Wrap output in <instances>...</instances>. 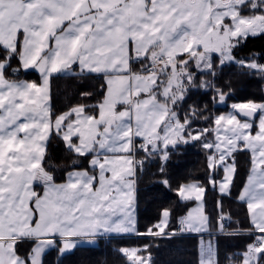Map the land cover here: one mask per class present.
<instances>
[{
    "label": "snow or ice",
    "instance_id": "6c2138e0",
    "mask_svg": "<svg viewBox=\"0 0 264 264\" xmlns=\"http://www.w3.org/2000/svg\"><path fill=\"white\" fill-rule=\"evenodd\" d=\"M7 2L0 0V180H7L0 184V228L16 217L26 231L10 223L12 235L0 239L13 240L15 264H37L30 257L37 240L57 249L56 264L101 241L123 264H221V241L239 238L244 248L225 257L228 264H264V96L232 103L220 115L189 103L199 90L225 103L234 77L264 81V56L236 55L249 38L264 36V0H131L139 5L132 18L124 17L129 0H19L13 10ZM29 70L39 73V83L18 79ZM53 77L72 81L62 108ZM199 123L206 126L194 127ZM53 139L73 156L60 182L44 167ZM197 144L203 180L182 178L173 186V154ZM29 145L41 151L40 178L5 168L28 171L23 153L29 163L37 159ZM241 153L250 166L234 193ZM149 163L157 167L156 183L175 199L141 231L139 184ZM42 222L50 231L34 235ZM129 235L143 242L123 244ZM197 237L195 262L163 258L165 251L181 254L185 241ZM25 242L32 245L29 258L19 253Z\"/></svg>",
    "mask_w": 264,
    "mask_h": 264
},
{
    "label": "trees",
    "instance_id": "16d2710c",
    "mask_svg": "<svg viewBox=\"0 0 264 264\" xmlns=\"http://www.w3.org/2000/svg\"><path fill=\"white\" fill-rule=\"evenodd\" d=\"M250 53H256L258 55L264 56V36H259L255 38H249L245 43H243L240 49L237 50V57H244ZM264 63V60L260 61ZM18 79H26L30 82L40 81L39 73L29 70L27 73L21 72ZM227 79V77H225ZM223 83L222 81L220 82ZM52 92L56 100V107L62 108L66 103L69 102L70 89L72 86V81L66 77H53L52 81ZM232 91L231 98L227 99L225 103L218 102V96L216 97V102L213 103L212 91L207 93L204 90H199L196 92L189 103L196 101L201 108L207 105L208 112L206 114L220 115L231 111V104L236 102H246L248 100H255L260 102V98L264 96V81H260L258 77H240L233 78L232 80ZM96 88H99V84H95ZM228 91V89H225ZM183 115V113H181ZM256 119V118H255ZM205 127L203 123L194 125V127ZM57 141L53 139L49 147V154L44 162V167L52 172L56 177L58 182L66 175L67 165L69 161L73 159L70 153L64 151L63 145L60 144L58 147ZM90 158V157H89ZM83 160L80 168L88 167V160ZM239 171L236 177V185L233 188V192L237 193L240 188H242L243 183L248 174L249 168V157L246 153L238 154L237 156ZM204 154L199 147V145H191L185 148L181 146L177 153L173 154L171 161L169 162V172L172 179L175 182H184L182 178H186L188 182L199 178L203 180L205 171L203 167ZM55 165L56 167H53ZM157 172V167L153 163L145 165V173L143 175L142 181L139 184V206H138V228L143 231L150 223H152L158 211L162 206H167L175 199L174 192H170L168 189L163 187V185H158L156 181L160 179L159 176H154L153 173ZM38 191L42 189L38 188ZM167 195L168 199L165 198ZM214 198L210 193L208 196V211L211 213L213 210ZM229 201L225 200L226 210L229 206ZM231 209L233 213L239 215L240 219L243 216L240 215V208L235 202L231 203ZM143 241L141 238L135 235L127 236L122 242L125 245H136L141 244ZM246 240L245 238L222 240L220 243L219 259L221 264H228L225 259L227 256L238 255L244 248ZM250 242V241H248ZM163 247V245H161ZM32 245L25 242L23 246L19 249L21 256L28 257V253ZM112 245L101 241L98 247L89 248L82 246L78 248L73 255L65 257L63 264H104L107 260L109 264H123V261L119 257H114L111 254ZM184 251L181 254H176L172 256L168 252L162 253L164 259L174 258L177 260L191 261L195 262L198 260L199 252V237L192 240L185 241L183 245ZM31 253V252H30ZM155 256V250L153 252ZM58 259L57 249L49 248L42 256L43 264H56Z\"/></svg>",
    "mask_w": 264,
    "mask_h": 264
},
{
    "label": "crops",
    "instance_id": "0c3cea01",
    "mask_svg": "<svg viewBox=\"0 0 264 264\" xmlns=\"http://www.w3.org/2000/svg\"><path fill=\"white\" fill-rule=\"evenodd\" d=\"M18 5H19V0H8V2H7V8L9 10L15 9L16 7H18ZM112 6L113 5L111 4V2L108 5H106V7H108V8H111ZM131 11H132V5H131V2L129 1L128 11L126 13H124V17L125 18H131V16H132ZM22 80H26V79H22ZM26 81H28V80H26ZM112 98H113V96H112V94H110L109 95V101H111ZM9 147H10V143H9ZM28 148H29V151L32 153V155L34 157H37V159H34V160H32L31 163H29L27 160L29 153L28 152L23 153V155L25 157V160L23 162L24 163V169H27L28 171L24 172V170L21 168H8L7 163H5V168L7 171L11 172L13 175H19L23 172L26 179H31L32 174H35L37 178H40V176L42 174L40 173L39 168H38V164H39L38 157L41 155V151L38 150L34 145H29ZM90 159H91V157L89 158V160ZM0 184L7 185V180H0ZM98 190L102 192L103 186H98ZM42 191H43V189H42ZM20 198L22 199L23 203L19 207H20L21 214H23L26 211L27 194L22 193ZM16 219H17L16 217H12L9 220L4 222V227L0 228V237L7 238V237L12 235V231L7 226L10 223L13 225V228L16 230L17 233H22V232L26 231L24 228H21L18 223H16ZM43 231H50V229L45 228L43 226V222H42L41 227H39L36 230V232L33 234L35 235V234L43 232ZM12 243H13V240L0 239V260L3 261V264H15V256L13 255V253L11 251V244ZM35 244H36V250L40 251L41 255L37 256V251H31L30 257L32 259L36 260L37 264H39V262L42 260L43 254L49 248L47 247V241L46 240H37L35 242ZM45 249H46V251H45Z\"/></svg>",
    "mask_w": 264,
    "mask_h": 264
},
{
    "label": "rangeland",
    "instance_id": "374dc122",
    "mask_svg": "<svg viewBox=\"0 0 264 264\" xmlns=\"http://www.w3.org/2000/svg\"><path fill=\"white\" fill-rule=\"evenodd\" d=\"M129 1L131 2V0H129ZM131 5H132V11H131V15L132 16H131V18H132L134 16L135 9L138 8L139 5L138 4H134V3H131ZM184 10L188 11L189 9L185 8ZM192 11L195 12V9H192ZM181 27H183V26H181ZM218 102H219V99H218ZM256 120H258V116L256 117ZM207 239H208V237H205V240H207Z\"/></svg>",
    "mask_w": 264,
    "mask_h": 264
}]
</instances>
